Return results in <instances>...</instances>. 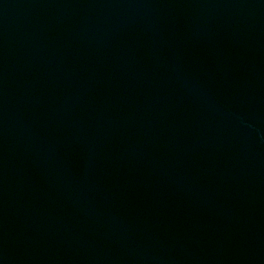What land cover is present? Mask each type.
Segmentation results:
<instances>
[{
  "label": "water",
  "instance_id": "water-1",
  "mask_svg": "<svg viewBox=\"0 0 264 264\" xmlns=\"http://www.w3.org/2000/svg\"><path fill=\"white\" fill-rule=\"evenodd\" d=\"M0 264H264V0H0Z\"/></svg>",
  "mask_w": 264,
  "mask_h": 264
}]
</instances>
